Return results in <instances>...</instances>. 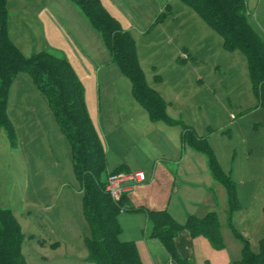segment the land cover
<instances>
[{
	"label": "rangeland",
	"instance_id": "1",
	"mask_svg": "<svg viewBox=\"0 0 264 264\" xmlns=\"http://www.w3.org/2000/svg\"><path fill=\"white\" fill-rule=\"evenodd\" d=\"M4 1L7 35L23 58L42 52L72 68L105 149L107 172L118 167L142 172L143 183L150 167L163 163L175 178L170 214L165 210L173 220L183 224L186 217L209 211L206 197L212 189L206 187L214 183L205 156L182 149L181 127L148 119L78 7L70 0ZM99 2L133 40L145 84L164 102L165 115L206 139L234 183L237 209L226 212V193L211 209L223 247L213 249L204 236H196L195 264H232L241 248L235 235L258 253L264 237V106L252 93L244 55L225 51L220 37L179 0ZM245 3L249 26L264 40V0ZM6 117L12 138L0 129V209L11 212L24 235L25 263L93 264L86 260L89 231L70 145L45 96L24 72L8 87ZM216 186L222 192V185ZM143 212L120 213L119 238L134 244L142 264H151L150 255L164 252L157 242L144 243ZM5 256L9 259L8 251Z\"/></svg>",
	"mask_w": 264,
	"mask_h": 264
},
{
	"label": "trees",
	"instance_id": "2",
	"mask_svg": "<svg viewBox=\"0 0 264 264\" xmlns=\"http://www.w3.org/2000/svg\"><path fill=\"white\" fill-rule=\"evenodd\" d=\"M100 34L112 61L128 79L132 98L142 106L150 121L181 127L180 142L207 159L208 170L227 194L228 213L238 207L234 183L218 166L206 139L196 135L192 128L175 122L165 115L162 99L145 84L139 68L134 42L118 22L101 6L99 0H70ZM190 7L220 37L225 51H240L245 58L252 93L264 106V40L249 26L245 0H179ZM26 73L45 96L49 108L64 133L70 149L73 172L82 195L83 215L89 236L84 237L87 261L93 264H142L132 242L121 241L118 216L122 211H134L127 205L125 194L118 201L105 191L106 179L111 174L127 173L123 167L106 170V153L87 114L83 88L72 68L64 59L46 53L21 56L6 32L5 1L0 0V129L12 138V129L6 117L8 87L13 77ZM149 238L157 240L175 264H191L177 256L174 239L181 231L191 238L204 236L213 249L223 247L215 213L202 218L187 217L178 224L166 211L146 212ZM240 241V258L232 264H264V237L259 241L258 253L249 251L246 241ZM24 235L10 211L0 209V264H26L20 252ZM8 251L9 259L5 256Z\"/></svg>",
	"mask_w": 264,
	"mask_h": 264
},
{
	"label": "crops",
	"instance_id": "3",
	"mask_svg": "<svg viewBox=\"0 0 264 264\" xmlns=\"http://www.w3.org/2000/svg\"><path fill=\"white\" fill-rule=\"evenodd\" d=\"M164 125L167 127H172L170 125H166V124H164ZM179 140H180V132H179ZM180 144H181V142H180ZM182 149H184V147H182ZM192 152H194V151H192ZM206 167H207V172L209 173V175L212 179V182L214 183V184H209V187L208 186L206 187L207 189H212L207 194L206 203H207V207L209 205V208L213 209L214 203H216L219 198L223 197V195H225L226 191H225L224 187L222 186L223 190H222V192H220L219 186H216L217 184L218 185H220V184L214 178H212V176L208 170L207 159H206ZM124 170L126 172H128V170H126V169H124ZM150 170H151V173L147 174V182L144 181L143 183H139L135 187L130 186L126 189V192L124 193L126 196L127 204H128L127 206L129 208H131L133 210L135 208H143V209L145 208V212H143L144 214L141 215L143 223H140V224H142L143 229L139 228L145 244H149V243L153 244L154 242L159 243L157 240L149 238L150 226L147 223L146 212H161V211L168 210V212L170 214V212H171L169 210L170 204H171L170 202H171V198H172L173 194H175V189H174L175 182L173 183V179H175V178L173 177L172 173L166 168V166L163 165V163H158V164H156V166L150 167ZM161 180L163 182H161ZM168 186H170V191H169ZM226 199H227V194H226ZM227 208H228V201H227ZM211 209L209 211L207 210L204 213H199L196 216L193 215V217L202 218L207 213H210V212L214 213V211H212ZM127 212H129V211H127ZM226 212H228V209ZM171 218L173 219L172 216H171ZM186 219H187V217H186ZM120 236H121V232H120ZM195 240H196V238H191V236L189 235V233L187 231H181L177 234V236L174 239V246H175L177 256L180 260H186L187 262H189L191 264H195V257H196L195 253H194V241ZM159 245H160V243H159ZM161 248H162V246H161ZM162 250H163V248H162ZM163 252H164V254H161V255L155 254L152 256L150 255L149 257L147 256L150 263L151 264H167V261H168L167 255H166L164 250H163ZM239 258H240V253H239V257L237 258V260ZM234 261H236V260H234Z\"/></svg>",
	"mask_w": 264,
	"mask_h": 264
},
{
	"label": "built area",
	"instance_id": "4",
	"mask_svg": "<svg viewBox=\"0 0 264 264\" xmlns=\"http://www.w3.org/2000/svg\"><path fill=\"white\" fill-rule=\"evenodd\" d=\"M143 177L142 172L111 174L106 179L105 191L112 200L118 201L128 187L141 183ZM167 264L175 263L169 260Z\"/></svg>",
	"mask_w": 264,
	"mask_h": 264
}]
</instances>
